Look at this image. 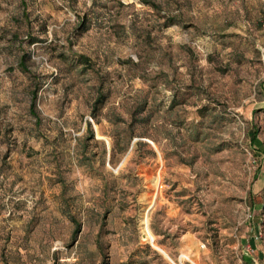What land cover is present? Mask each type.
Masks as SVG:
<instances>
[{"label":"rangeland","instance_id":"1","mask_svg":"<svg viewBox=\"0 0 264 264\" xmlns=\"http://www.w3.org/2000/svg\"><path fill=\"white\" fill-rule=\"evenodd\" d=\"M263 19L264 0H0V264H247Z\"/></svg>","mask_w":264,"mask_h":264},{"label":"crops","instance_id":"2","mask_svg":"<svg viewBox=\"0 0 264 264\" xmlns=\"http://www.w3.org/2000/svg\"><path fill=\"white\" fill-rule=\"evenodd\" d=\"M257 232V226H255L254 230ZM253 232V233H254ZM245 244H247L246 249H249V252L246 250V262L247 264H264V246L259 241V238H256V235L251 236L250 239L245 240ZM183 242L180 243L179 248H182Z\"/></svg>","mask_w":264,"mask_h":264},{"label":"trees","instance_id":"3","mask_svg":"<svg viewBox=\"0 0 264 264\" xmlns=\"http://www.w3.org/2000/svg\"><path fill=\"white\" fill-rule=\"evenodd\" d=\"M102 97V96H101ZM35 100H36V94H34L33 95V106H32V113L34 114V115H36V112H35V106H36V104H35ZM89 130H90V132H91V134H93L94 135V130H93V128H92V125H91V122H89ZM259 141H258V138H257V133H256V131L253 133V135H252V137H251V143L252 144H257ZM79 231V225H78V228L76 229V231H75V233H77Z\"/></svg>","mask_w":264,"mask_h":264},{"label":"bare ground","instance_id":"4","mask_svg":"<svg viewBox=\"0 0 264 264\" xmlns=\"http://www.w3.org/2000/svg\"><path fill=\"white\" fill-rule=\"evenodd\" d=\"M152 207H153V206H152ZM148 229H149V226L147 225V231H148ZM148 234H149V237H150V242H151V244L153 245L155 239H154L153 235H152L150 232H148ZM153 246H154V245H153ZM154 247H155V246H154ZM155 248H159V247H155ZM162 252H165V251H162Z\"/></svg>","mask_w":264,"mask_h":264},{"label":"built area","instance_id":"5","mask_svg":"<svg viewBox=\"0 0 264 264\" xmlns=\"http://www.w3.org/2000/svg\"><path fill=\"white\" fill-rule=\"evenodd\" d=\"M262 28L264 29V19L262 20ZM256 238H259V236H256ZM202 247H204V244L202 245ZM250 248H247L246 250L249 252Z\"/></svg>","mask_w":264,"mask_h":264},{"label":"water","instance_id":"6","mask_svg":"<svg viewBox=\"0 0 264 264\" xmlns=\"http://www.w3.org/2000/svg\"><path fill=\"white\" fill-rule=\"evenodd\" d=\"M158 249V248H157ZM159 250V249H158Z\"/></svg>","mask_w":264,"mask_h":264}]
</instances>
